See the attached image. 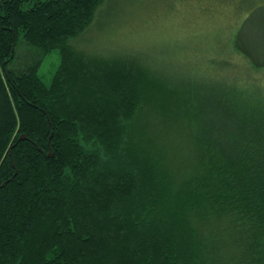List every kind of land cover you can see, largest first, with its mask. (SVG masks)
I'll return each mask as SVG.
<instances>
[{
  "label": "trees",
  "instance_id": "trees-1",
  "mask_svg": "<svg viewBox=\"0 0 264 264\" xmlns=\"http://www.w3.org/2000/svg\"><path fill=\"white\" fill-rule=\"evenodd\" d=\"M112 1L0 0V264H264V83L232 70L264 67L233 35L199 70L103 54ZM155 104L185 132L142 127Z\"/></svg>",
  "mask_w": 264,
  "mask_h": 264
},
{
  "label": "rangeland",
  "instance_id": "rangeland-1",
  "mask_svg": "<svg viewBox=\"0 0 264 264\" xmlns=\"http://www.w3.org/2000/svg\"><path fill=\"white\" fill-rule=\"evenodd\" d=\"M122 10H125L124 14ZM245 16L246 13L238 12L229 0H113L100 22L102 30L94 35L93 40L99 45L95 50H102L103 54L140 51L147 57L163 59L169 64L185 65L183 68L188 71L199 70L196 64L204 63L200 59L208 61L218 57L214 46L219 37L233 35L234 40ZM93 40L91 37V43ZM32 57L30 49L20 46L15 65H25ZM233 58L228 57L235 62ZM59 62L58 51H52L42 60L38 74L46 85L50 84ZM235 67L232 70L236 74L241 72L240 75L247 74L249 79L264 83V69ZM224 73L220 71V75ZM167 97L175 99V106L184 99L181 89L175 87ZM167 106L170 107V103ZM160 110L157 104L144 106L138 122L142 127L157 129L169 139L177 135V131L185 132L184 128L178 130L182 126L179 118H172L174 114L161 115ZM147 127L145 129L149 131Z\"/></svg>",
  "mask_w": 264,
  "mask_h": 264
},
{
  "label": "water",
  "instance_id": "water-1",
  "mask_svg": "<svg viewBox=\"0 0 264 264\" xmlns=\"http://www.w3.org/2000/svg\"><path fill=\"white\" fill-rule=\"evenodd\" d=\"M237 50L256 68L264 67V4L253 8L240 23L234 37ZM19 139H25L21 135Z\"/></svg>",
  "mask_w": 264,
  "mask_h": 264
}]
</instances>
